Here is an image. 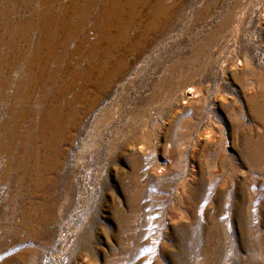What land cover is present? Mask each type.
Here are the masks:
<instances>
[{"label": "rangeland", "instance_id": "374dc122", "mask_svg": "<svg viewBox=\"0 0 264 264\" xmlns=\"http://www.w3.org/2000/svg\"><path fill=\"white\" fill-rule=\"evenodd\" d=\"M0 264H264V0H0Z\"/></svg>", "mask_w": 264, "mask_h": 264}, {"label": "bare ground", "instance_id": "6f19581e", "mask_svg": "<svg viewBox=\"0 0 264 264\" xmlns=\"http://www.w3.org/2000/svg\"><path fill=\"white\" fill-rule=\"evenodd\" d=\"M184 89V90H183ZM182 89L183 99H192L195 94V89L193 87H185ZM194 99V98H193ZM123 134V133H122ZM147 134V133H146Z\"/></svg>", "mask_w": 264, "mask_h": 264}]
</instances>
